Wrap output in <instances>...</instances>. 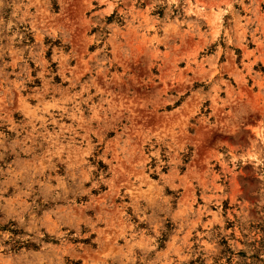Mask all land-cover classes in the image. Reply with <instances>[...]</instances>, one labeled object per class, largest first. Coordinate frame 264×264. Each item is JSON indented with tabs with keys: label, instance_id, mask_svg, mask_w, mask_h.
Instances as JSON below:
<instances>
[{
	"label": "clouds",
	"instance_id": "clouds-1",
	"mask_svg": "<svg viewBox=\"0 0 264 264\" xmlns=\"http://www.w3.org/2000/svg\"><path fill=\"white\" fill-rule=\"evenodd\" d=\"M251 209L264 0H0V264H264Z\"/></svg>",
	"mask_w": 264,
	"mask_h": 264
},
{
	"label": "rangeland",
	"instance_id": "rangeland-1",
	"mask_svg": "<svg viewBox=\"0 0 264 264\" xmlns=\"http://www.w3.org/2000/svg\"><path fill=\"white\" fill-rule=\"evenodd\" d=\"M213 43H215V42H213ZM207 46H208L207 42H205V47H207ZM258 46H259V42H253V44L247 45V46L244 43L237 44L234 52L232 53L233 57L237 61V64L239 66H243L244 61H246L249 58L255 56V51L254 50ZM200 51H203V49H200ZM49 55H51V54L49 53ZM189 55L191 56L193 54L190 53ZM217 60H218V62H222V63H225V64L227 63L226 57L223 54V52L220 53V55L217 57ZM51 63H52L53 67H58L56 65V61L55 60H53ZM257 63H260V61H257ZM32 67L35 68L36 65L33 64ZM185 67H188L189 71L192 70L190 65L189 66H185ZM252 67L255 70L256 65L254 64ZM201 74H203V69L201 70ZM32 75L35 76L36 73L33 72ZM241 195H243V193H241ZM236 210L238 211L239 209H236ZM255 212H256L255 209H251V211L249 212V218H248L247 226L249 228H251L252 230L260 229L261 231H264V218H261V219L258 220V218L255 215H253V213H255ZM225 213L227 215L231 216V214H232V205L231 204H229V203L225 204ZM238 220H239V218L232 217L231 219H229V221L227 223V227L229 229L235 227V228H237V231H239V227L240 226L238 224ZM245 235H247V233H245ZM259 240H260V237L257 236V241L259 242ZM225 243H226V241H225ZM240 255H244V253L241 252Z\"/></svg>",
	"mask_w": 264,
	"mask_h": 264
}]
</instances>
